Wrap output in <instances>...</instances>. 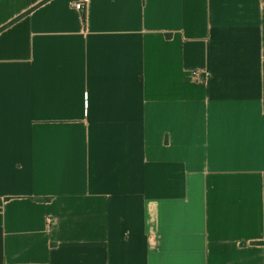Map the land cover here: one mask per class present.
I'll return each mask as SVG.
<instances>
[{"label": "crops", "instance_id": "obj_1", "mask_svg": "<svg viewBox=\"0 0 264 264\" xmlns=\"http://www.w3.org/2000/svg\"><path fill=\"white\" fill-rule=\"evenodd\" d=\"M81 1L0 0V264H264V0Z\"/></svg>", "mask_w": 264, "mask_h": 264}, {"label": "built area", "instance_id": "obj_2", "mask_svg": "<svg viewBox=\"0 0 264 264\" xmlns=\"http://www.w3.org/2000/svg\"><path fill=\"white\" fill-rule=\"evenodd\" d=\"M87 0H82L81 2H78L75 4L74 9L77 11H83V5L84 3H86ZM47 224L51 225L52 224V220L50 218L47 219Z\"/></svg>", "mask_w": 264, "mask_h": 264}]
</instances>
